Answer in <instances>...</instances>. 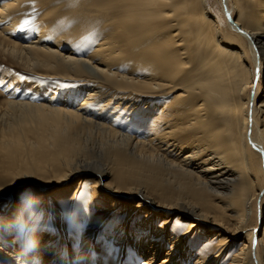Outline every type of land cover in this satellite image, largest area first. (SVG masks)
<instances>
[{
    "label": "bare ground",
    "instance_id": "obj_1",
    "mask_svg": "<svg viewBox=\"0 0 264 264\" xmlns=\"http://www.w3.org/2000/svg\"><path fill=\"white\" fill-rule=\"evenodd\" d=\"M67 1L66 17L76 27L60 25L53 35L44 20L37 39L47 35L53 47L9 42L0 30L8 51L27 68L83 74L93 81L77 104L59 90L46 91L43 103L17 101L14 94L4 100L22 117L9 118L0 131V199L7 195L0 205L13 208L17 198L9 193L25 182L45 197L51 188L93 171L99 209L112 215L120 200L126 205L137 199L128 206L127 224L142 211L135 229L116 226L114 241L132 237L143 250L149 240L152 249L170 242L158 264H180V250L190 264H212L227 252L229 237L243 233L245 243L228 264H264V228L260 238L258 229L264 222V0H218L215 8L208 0ZM13 5L1 7L0 16ZM84 33L94 42L75 56ZM126 110L132 119L142 115L144 141L124 132L125 122L118 125ZM97 156L106 161L104 167ZM108 175L114 185L101 183ZM173 210L191 219L182 234L169 230ZM14 215L0 217L6 239ZM90 222L81 236L79 264H91L84 260L95 224ZM208 229L219 236L213 260L190 253L193 243L185 248L191 233L203 238ZM51 237L56 240V234ZM55 240L38 264H51ZM155 254L142 264H155ZM118 262L105 252L101 264Z\"/></svg>",
    "mask_w": 264,
    "mask_h": 264
},
{
    "label": "rangeland",
    "instance_id": "obj_2",
    "mask_svg": "<svg viewBox=\"0 0 264 264\" xmlns=\"http://www.w3.org/2000/svg\"><path fill=\"white\" fill-rule=\"evenodd\" d=\"M208 1L214 4V8L215 6L217 7L218 0ZM10 3L14 5L8 8L3 17L0 16V24H2L0 25L1 34L9 42L14 41L22 45H28L29 43L40 41L42 46H50L52 39L47 35L42 40H37L41 30L45 29L44 20L50 21L49 31L53 35L57 33L56 27L60 25L67 29L76 27V23L66 17L65 11L70 5L67 0H0V8ZM26 21L27 23H25ZM2 36H0V131L7 129L5 126H7L9 118L13 116L16 118L22 117L20 111L13 112L4 103V100H11V94L15 95L14 99L17 101L27 102L30 99H34L37 103H43L46 91L54 92L59 90L63 94H68L71 100L77 104L81 101V97L88 93L93 81L86 75L80 74L76 77H69L40 66L29 69L25 66L22 59L14 57L8 51L6 41L3 40ZM93 38V36L86 33L78 38V44L74 47L77 52L74 55L87 53L89 45L94 42ZM9 50H11L10 47ZM62 50L65 55L71 53V49L62 48ZM58 103L61 105L62 102L58 101ZM58 103L56 102V104ZM142 109H145V104L141 105L140 110ZM125 115H129V110L124 111L119 116L118 125L125 122L124 132L130 134L135 140L144 141L146 139L144 128L142 130L139 125L142 120H139V118H143L142 115L136 113V119ZM128 123L130 126H128ZM129 127L132 128V131ZM1 136L2 133L0 132ZM97 157L94 159L100 162L99 166L104 167L103 162L106 164V161L99 156ZM96 179L97 175L93 171L86 170L65 185L51 188L45 193V197L41 196V192L34 190L36 185L28 182L21 184L16 190L10 191L9 196L14 195L17 199L13 208L10 207L7 211L0 205V217H9L10 213L16 214L14 215L16 222L12 232L8 235V239H6L4 233L7 230L5 229L4 220L0 218V256H2L0 257V264H19L20 261L24 260L28 262L27 264H38L43 260L45 252L48 249H52L49 246V241L55 239L52 237L49 239V237L55 234L56 245L51 252L54 256L51 264H79L76 259L80 250L81 236L86 226L91 225V220H94L95 224L94 227L91 226L93 230L90 231L92 236L84 260H89L91 264H101L105 252H108V255L114 257L115 261L119 260L118 264H142L145 259L151 258L152 253L156 251L153 262L155 264L160 263L166 257V252H169L170 242H165V246L161 248L154 247V250L152 249L153 246H151L152 242L149 240L143 250L133 243L132 237L123 238V241H114L112 231H115L116 226H132L135 229L137 223L143 217L142 211L132 219V222L127 224V220L132 214V210L129 208L137 199H131L126 205L123 202L124 200H120V202L115 204V210L112 215H108V212H105V207L99 209L97 200L93 199V183L97 181ZM113 180V176L108 175L101 180V183L104 185L111 181L113 182ZM111 185H114V182ZM69 188L70 190L65 194L61 193L62 190ZM5 197L0 199V203L6 201L7 197ZM156 199L159 201L158 198ZM92 200L94 204L91 203ZM261 200L259 198L253 202L254 215L257 207L260 209ZM14 209H16V212ZM7 212L9 213L7 214ZM161 220L162 218H159V222ZM189 220L191 219H186L179 210H173L167 224L169 230L179 228L180 234H182L186 231ZM132 228L129 231L127 230L128 234L133 230ZM263 228L264 222L262 224L259 223L258 229L261 231ZM152 234L153 232L150 233L151 236ZM194 235V233H191L188 236V244H186L187 247L185 248L188 250L189 245L193 243L190 253L201 254L202 256H207L206 258L209 260H213L219 243L217 233L208 229L205 231L203 238L196 235L195 237ZM243 235L242 233L240 237H229L227 252L219 260L212 262V264L230 263V259L235 254H238L240 247L245 243ZM111 236H113V239H110ZM262 236L263 232L261 231L259 238ZM35 245L40 246L38 251L33 248ZM20 252L23 253L22 257L15 259L14 255ZM182 252L183 250H180L176 255L180 259V264H190L191 261L188 262Z\"/></svg>",
    "mask_w": 264,
    "mask_h": 264
},
{
    "label": "snow or ice",
    "instance_id": "obj_3",
    "mask_svg": "<svg viewBox=\"0 0 264 264\" xmlns=\"http://www.w3.org/2000/svg\"><path fill=\"white\" fill-rule=\"evenodd\" d=\"M229 19H231V17H229ZM25 23H27V21Z\"/></svg>",
    "mask_w": 264,
    "mask_h": 264
}]
</instances>
